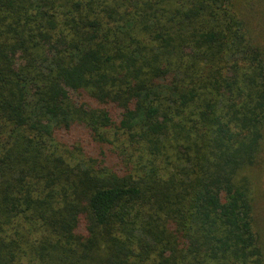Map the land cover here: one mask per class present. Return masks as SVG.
<instances>
[{
  "label": "trees",
  "instance_id": "16d2710c",
  "mask_svg": "<svg viewBox=\"0 0 264 264\" xmlns=\"http://www.w3.org/2000/svg\"><path fill=\"white\" fill-rule=\"evenodd\" d=\"M0 264H264V0H0Z\"/></svg>",
  "mask_w": 264,
  "mask_h": 264
}]
</instances>
